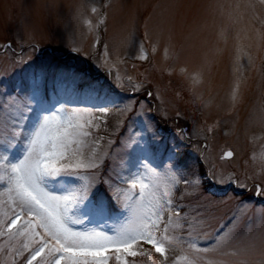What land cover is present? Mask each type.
Returning a JSON list of instances; mask_svg holds the SVG:
<instances>
[{"label":"rangeland","instance_id":"rangeland-1","mask_svg":"<svg viewBox=\"0 0 264 264\" xmlns=\"http://www.w3.org/2000/svg\"><path fill=\"white\" fill-rule=\"evenodd\" d=\"M236 3L253 7L240 16L230 8ZM262 21L261 0H0V80L18 81L32 66L52 58L82 69L98 95L69 102L116 105L107 114L89 115L91 124L99 127H86L91 136L77 145L85 158L94 151L107 152L102 169L106 174L125 167V150L119 145L140 130L137 113L154 114L166 138L186 129L179 133L184 141L169 142L179 145L187 178L198 177L201 183L180 184L173 204L183 217L179 234L191 232L199 251L182 243L169 256L175 264H234L238 257L217 249L216 239L230 228L247 231L249 221L258 227L264 197L235 182L218 183L209 172L217 179L234 174L244 181L264 164ZM28 29L35 30L34 37ZM140 42L147 59L140 58ZM33 43L39 44L35 52ZM132 84H144L154 95L140 90L133 97ZM130 101L136 112L123 111ZM22 150L18 145L12 158H19ZM228 150L232 158L225 157ZM105 189L98 185L80 214L88 219V227L107 224L104 230L111 231L121 212L115 201L114 208L109 206ZM0 245H6L4 238ZM144 264H150L149 258Z\"/></svg>","mask_w":264,"mask_h":264},{"label":"snow or ice","instance_id":"snow-or-ice-1","mask_svg":"<svg viewBox=\"0 0 264 264\" xmlns=\"http://www.w3.org/2000/svg\"><path fill=\"white\" fill-rule=\"evenodd\" d=\"M252 7L245 3L230 6L240 16ZM145 29L147 38V22ZM28 32L35 36V30ZM132 42L136 43L135 38ZM139 47L140 58L147 59L143 42ZM31 48L35 52L39 44ZM248 60L251 63V57ZM82 72L76 65L52 58L32 66L18 81L5 84L0 80V238L6 240V245H0V264H111L113 259L116 264H144L145 257L150 264H175L169 253L175 255L182 243L199 251L191 232L179 234L184 229L183 217L173 204L180 184L199 187L201 183L198 177L187 178L179 145L169 142L184 141L179 133L187 130L166 138L154 114L137 113L140 130H133L119 145L125 150V167L114 174L103 173L108 153L94 151L85 158L77 145L84 136H91L86 127H99L91 124L89 115L107 114L116 105L69 102L98 95ZM198 82L199 78L193 83ZM140 90L148 97L154 95L144 84H132L133 97ZM123 111L136 112L135 105L130 101ZM29 121L31 126L26 127ZM18 145L22 154L13 159ZM225 156L232 158L234 153L228 151ZM209 177L221 184L235 182L246 190L255 189L254 195L264 197V164L244 181L234 174L217 179L214 171ZM98 185L107 189L109 206L114 208L111 202L115 201L121 212L111 231L104 230L107 224L88 227V219L80 214ZM215 247L231 250L238 257L234 264H264V215L255 229L249 221L247 231L230 228L219 235Z\"/></svg>","mask_w":264,"mask_h":264},{"label":"bare ground","instance_id":"bare-ground-1","mask_svg":"<svg viewBox=\"0 0 264 264\" xmlns=\"http://www.w3.org/2000/svg\"><path fill=\"white\" fill-rule=\"evenodd\" d=\"M193 11H194V9H193Z\"/></svg>","mask_w":264,"mask_h":264},{"label":"trees","instance_id":"trees-1","mask_svg":"<svg viewBox=\"0 0 264 264\" xmlns=\"http://www.w3.org/2000/svg\"><path fill=\"white\" fill-rule=\"evenodd\" d=\"M105 188V187H104ZM106 190V189H105Z\"/></svg>","mask_w":264,"mask_h":264},{"label":"water","instance_id":"water-1","mask_svg":"<svg viewBox=\"0 0 264 264\" xmlns=\"http://www.w3.org/2000/svg\"><path fill=\"white\" fill-rule=\"evenodd\" d=\"M228 152V151H227ZM226 157V156H225Z\"/></svg>","mask_w":264,"mask_h":264}]
</instances>
